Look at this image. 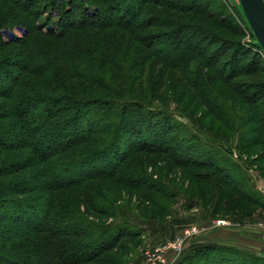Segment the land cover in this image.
<instances>
[{"label": "trees", "instance_id": "trees-1", "mask_svg": "<svg viewBox=\"0 0 264 264\" xmlns=\"http://www.w3.org/2000/svg\"><path fill=\"white\" fill-rule=\"evenodd\" d=\"M147 4L158 2L0 0V210L7 209L0 223L17 226L14 236L9 238L14 241L6 243L3 231L6 227L0 224V264L92 262L114 248L120 238L114 245L100 246L99 242L106 237L105 229L95 236L92 229L96 230L97 225L80 215L77 217L74 204L66 200L67 195L81 200L74 190L82 189L92 193L90 199L96 196L110 201L116 195L115 184L151 192L152 185L142 187L137 183L139 171L133 178L126 175L135 172L128 161L130 157L150 148L138 136L137 129H130V123L134 125L138 115L149 116L154 109L131 99L136 94L127 96L116 88L119 83L132 82L136 75L125 72L117 75L120 63L115 60L123 46L160 58L158 53L167 39L159 34L152 38L150 33L143 34L146 28L159 27L153 20L148 23V17L139 18ZM54 14L61 18V27L50 28L39 22L45 15L53 19ZM15 25L22 28L23 35L3 39V32ZM198 29L197 34L205 33ZM196 42L202 43L199 38ZM255 45L263 53L256 39ZM197 57L204 64L211 63L199 50ZM179 58L184 64L191 62L185 53ZM213 60L211 65L216 62ZM122 64L126 71L135 69L130 63ZM134 115L137 117L132 118ZM144 128L151 131L150 127ZM256 145L264 147V142L260 139ZM261 158L264 159V154ZM96 163L101 164L99 169L93 168ZM190 165L186 163V168L195 167L202 172L191 176L189 182L205 185L201 200H214L215 204L210 205L214 212L220 213L223 208L224 216L240 221L250 219L257 207L264 208V203L230 184L224 176L227 174L222 175V168L213 163ZM35 166L38 167L35 173L44 175L42 179L38 175L30 181L12 178L25 171L33 172ZM215 175L220 178L213 183ZM98 180L102 181L101 187H108L105 192L109 194L90 184ZM95 213L104 216L100 210ZM86 225L92 229H84ZM117 228L120 229L114 225L109 229ZM191 248L193 256L183 258L180 264H264L263 256L236 247L196 242Z\"/></svg>", "mask_w": 264, "mask_h": 264}, {"label": "rangeland", "instance_id": "rangeland-1", "mask_svg": "<svg viewBox=\"0 0 264 264\" xmlns=\"http://www.w3.org/2000/svg\"><path fill=\"white\" fill-rule=\"evenodd\" d=\"M130 1L126 0L127 3ZM153 1H157L159 6L147 4L139 18L146 20L148 17V23L153 20L159 25L158 28H146L143 34H152L150 38L159 34L167 39L158 53L162 59H156L146 51H129L125 46L119 48L115 56L116 62L120 63L117 75L124 72L129 76L136 75L132 82L119 83L116 88L122 94L125 91L127 96L136 94L137 97L131 99L143 101L154 109L149 116L132 117L136 116L140 122L130 123V129H137L138 136L150 144V148L143 149L146 153L130 157L128 161L134 165L135 172L126 175L133 178L132 175L139 171L137 183L142 187L152 185L151 192L134 191L129 186L115 184L117 189L113 192L116 195L110 201L96 196L90 199L92 193L82 189L74 190L81 200H73L68 195L65 197L68 203L74 204L76 216L95 223L98 231L89 225L84 229H92L95 236L106 232L100 246L109 247L120 238L112 246L114 248L101 253L92 262L81 264H143L145 254L155 247L174 240L190 227L198 228V235L187 237L178 256L168 253L164 257V264H180L183 258L193 256L191 247L196 242L215 244L219 239L223 240L224 233L219 230L225 225L232 227L260 221L257 217L254 220L231 219L224 216L223 208L220 213L214 212L210 207L215 204L214 200H206V197L205 202L201 200L205 185L189 182L191 176L202 171L195 167L186 168V163L193 166L194 163H213L222 168V175L227 174L224 176L230 184L264 203V159L261 158L264 147L254 146L260 139L264 142V53L255 45V37L246 22L240 0ZM47 17L45 15L39 22L50 28L61 27V18H56L55 14L51 20ZM197 27L205 33L197 34ZM5 31L3 39L23 35L22 28L17 25ZM198 38L201 46L196 42ZM146 41L149 43L150 39ZM198 50L202 57L208 58V62L212 63L213 59L216 62L204 64L197 57ZM182 53L191 60L190 63L180 61ZM122 62L130 63L132 68L135 62V69L126 71L127 67ZM37 90L46 93L40 88ZM137 91L141 92L135 93ZM114 109L119 111L117 107ZM140 110L146 113L142 108ZM44 113L41 112L42 115ZM216 116L223 118L225 123L217 120ZM144 126L150 127L151 131ZM126 141L125 136L122 142ZM96 164L91 167L99 169L101 164ZM37 168L35 166L33 172L25 171L12 178L30 181L38 175L42 179V173H35ZM220 176L215 175L213 183ZM101 183L98 180L90 184L109 194L105 192L108 187H101ZM208 206L210 209L205 210ZM6 210L2 207L0 218L7 215ZM99 210L104 216L95 213ZM256 210L259 217H264V208L257 207ZM221 220L226 222L224 226L217 225L216 222ZM261 223L264 226V222ZM0 224L6 227L3 230L6 243L14 241L9 238L14 236L15 223L14 227L5 221ZM114 225L120 229L111 231L109 228ZM231 230L235 229L232 227ZM229 235L233 236L232 233ZM255 235L234 234L239 242L246 244L240 249L254 255L256 253L247 246L254 247L257 242Z\"/></svg>", "mask_w": 264, "mask_h": 264}, {"label": "crops", "instance_id": "crops-1", "mask_svg": "<svg viewBox=\"0 0 264 264\" xmlns=\"http://www.w3.org/2000/svg\"><path fill=\"white\" fill-rule=\"evenodd\" d=\"M256 217L258 219L260 218L259 222L254 221V222H250L247 224H244V223L243 224L240 223L238 225L235 224L234 226H232L235 229L233 231L231 230L232 229L231 225L230 226L225 225L224 228L219 230L220 232L224 233V237H223L224 239L223 240L219 239V243H215V244H218L220 246H225V247L231 246V247H236L240 249V248H244L243 245L245 243L242 241L239 242L238 237L234 236V234L247 235L248 233H250V236L252 234H256L255 239L257 242L255 243L254 247L252 246H247V247L251 248V251L253 253H256L264 257V226L261 225L262 224L261 222H264V217H259L258 210H256V212L254 211V214L251 215L250 219L252 218V220H254ZM259 224L261 227L259 226ZM250 225H254V226H250ZM230 233H232L233 236L232 235L230 236L229 235ZM244 246H246V244Z\"/></svg>", "mask_w": 264, "mask_h": 264}, {"label": "built area", "instance_id": "built-area-1", "mask_svg": "<svg viewBox=\"0 0 264 264\" xmlns=\"http://www.w3.org/2000/svg\"><path fill=\"white\" fill-rule=\"evenodd\" d=\"M216 223L220 226H224L226 224V222L222 220L217 221ZM198 230V228L190 227L189 230H186L184 233L182 232V235L178 236L174 240H171L164 245L155 247L153 251L145 254L144 257L146 260L143 264H164V257L167 256L168 253L173 256H178L183 250L185 240L188 239L187 237H194L198 235Z\"/></svg>", "mask_w": 264, "mask_h": 264}, {"label": "water", "instance_id": "water-1", "mask_svg": "<svg viewBox=\"0 0 264 264\" xmlns=\"http://www.w3.org/2000/svg\"><path fill=\"white\" fill-rule=\"evenodd\" d=\"M240 3L246 22L264 53V0H240Z\"/></svg>", "mask_w": 264, "mask_h": 264}]
</instances>
